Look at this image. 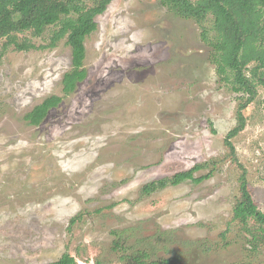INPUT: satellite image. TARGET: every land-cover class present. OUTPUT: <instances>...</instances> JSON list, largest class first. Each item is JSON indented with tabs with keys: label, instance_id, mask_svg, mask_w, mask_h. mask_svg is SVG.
<instances>
[{
	"label": "rangeland",
	"instance_id": "obj_1",
	"mask_svg": "<svg viewBox=\"0 0 264 264\" xmlns=\"http://www.w3.org/2000/svg\"><path fill=\"white\" fill-rule=\"evenodd\" d=\"M94 21L86 78L66 95L71 51L65 38L51 46L61 23L14 35L28 50L0 40V264H49L64 253L76 264H121L115 242L170 264H264V225L233 220L242 176L264 213V87L248 102L222 80L210 14L114 0ZM52 96L60 104L27 125ZM240 106L231 151L224 140ZM194 167V178L211 177L141 192Z\"/></svg>",
	"mask_w": 264,
	"mask_h": 264
},
{
	"label": "trees",
	"instance_id": "obj_2",
	"mask_svg": "<svg viewBox=\"0 0 264 264\" xmlns=\"http://www.w3.org/2000/svg\"><path fill=\"white\" fill-rule=\"evenodd\" d=\"M114 0H98L94 7L88 8L82 0H0V40L8 39L16 50H28L33 44L16 43L14 35L31 32L35 36L43 33L44 29L61 23V17H66L61 27L52 38L55 42L66 39L65 46L71 51V70L64 73L61 85L63 93L74 91L76 84L86 78L83 68L85 59V39L96 30L95 17L102 14ZM175 9L183 17H203L210 14L213 18L212 30L218 35L212 48L214 64L222 79L232 85L235 93L249 95L251 101L257 92V87H264V0H197L194 4L188 0H171ZM253 64L249 76L244 69ZM226 74L233 75L231 81ZM60 104V98L52 96L25 116L29 126H38L47 113ZM243 106L239 107L237 120L239 127L225 137L224 144L233 151L230 139L244 127L241 114ZM199 167L178 173L171 178L162 179L142 188V193L168 186H178L185 181L200 183L209 177L211 172L194 178L193 173ZM241 201L233 209V220L245 224L248 219L264 225V213L257 211L252 197L247 189L244 176L241 177ZM113 252L119 254L121 264H170L169 260H151L145 250H132L131 247L114 243ZM49 264H76L73 257L64 253ZM99 264V263H96Z\"/></svg>",
	"mask_w": 264,
	"mask_h": 264
}]
</instances>
